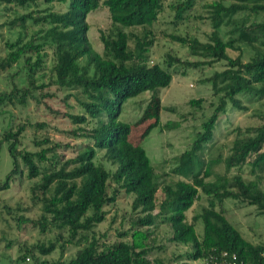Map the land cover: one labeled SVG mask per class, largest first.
Segmentation results:
<instances>
[{
    "label": "trees",
    "instance_id": "16d2710c",
    "mask_svg": "<svg viewBox=\"0 0 264 264\" xmlns=\"http://www.w3.org/2000/svg\"><path fill=\"white\" fill-rule=\"evenodd\" d=\"M35 1L0 0V3L24 6ZM40 1L43 4H68L63 13L43 11L36 17L28 13L12 21L22 30L26 20L44 29H39L28 41H23L25 35L20 30L15 41L5 43L8 52L0 59V72L23 59L24 81L31 86L35 72L45 69L48 56L43 50L45 47L51 55L50 84L63 90L79 89L86 99L80 103L82 113L69 115V120L74 125L90 122L96 125L88 131L79 127L71 131L72 137H85L92 143L83 145L72 158L61 162L54 153L59 145L35 153H20L18 136L24 126L18 125L15 131H6L0 137V146L6 143L13 164L0 190L8 188V182L17 173L19 161L26 179H38L30 187L29 201L31 207L38 206L39 215L34 220L23 221L30 223L40 234L55 232L54 239L45 246L37 245L38 252L47 255L57 249L61 257L66 245L78 246L77 243L84 240V246L72 258L52 264H162L157 258L148 259V254L156 249L153 240L148 238V229L160 223L171 232L168 242L188 246L187 263L227 252L236 256L237 264H264V243L245 241L218 208L223 201H238L255 207L258 214L264 216V192L260 188L263 180L260 173L264 170V121L259 126L245 129L243 134L235 130L225 158L216 153V157L206 164L197 158L211 140L218 115L225 112L227 105L237 111H246L239 96L246 97L248 102L264 97V0H211L205 6L212 29L207 42L167 36L170 42L186 47L191 56L205 61L188 62L166 53L163 63L167 70L147 64L148 50L153 43L148 28L158 21L164 7L172 14V24L181 21L195 0H176L165 6L164 0H102L112 29L108 34L99 33L101 53L92 50L86 38L88 26L85 22L87 13L95 10L100 0ZM227 1L229 3L225 5ZM229 26V36L223 41L219 30ZM126 28H139L141 32L139 35L126 33L123 31ZM239 45L254 51L246 62L241 61ZM229 52L237 54L231 56ZM81 59H84V65L79 64ZM216 62L224 64L223 70L213 72L204 80L215 99L214 105H209L211 113L201 122L189 148L174 158L175 167L170 173L182 180L164 184L140 143H134L132 135L141 132L139 141L142 142L150 130L157 127L161 110L159 94L169 86L172 75H183L187 69ZM142 93L149 94L144 114L146 120L152 121L138 131L127 123H116L123 103ZM29 96L27 88L12 89L9 94H0V105H21ZM201 103V99H195L188 105L198 109ZM99 118L105 121L101 122ZM78 131L86 133L77 135ZM45 142L34 144L38 146ZM46 153H51L49 159L45 157ZM98 153L102 154L99 159ZM44 161L49 162V166L40 169L38 165ZM218 164L223 165V173L213 174L212 168ZM244 165L250 168L253 179L242 177ZM231 169L238 173L228 177ZM209 177L212 179L207 181ZM158 192L162 194L160 200H157ZM119 193L132 197L128 231L118 234L120 238L129 234L130 241L98 245L92 238L87 242L84 234L86 236L104 220V209L115 202ZM202 196L206 205L187 222L185 213ZM198 221L202 226L200 238L194 232ZM64 232L67 234L65 240L62 238ZM79 234L81 236L77 238ZM26 254L20 260L24 261Z\"/></svg>",
    "mask_w": 264,
    "mask_h": 264
},
{
    "label": "rangeland",
    "instance_id": "374dc122",
    "mask_svg": "<svg viewBox=\"0 0 264 264\" xmlns=\"http://www.w3.org/2000/svg\"><path fill=\"white\" fill-rule=\"evenodd\" d=\"M101 1L95 10L85 16L88 26L86 38L96 53H101L99 33L108 34L112 29L108 13L101 5ZM175 1L164 0V6ZM210 1L195 0L191 9L184 14L183 19L175 21V24H172L173 17L169 9L164 7L158 21L148 28L153 36V43L147 55L148 65L155 64L167 70L163 63L166 53L188 62L205 61L203 58L191 56L186 47L170 42L167 36L177 35L195 38L200 43L207 42L212 29L208 20V9L205 6ZM228 3L229 1L224 4L228 5ZM67 4L68 2L43 4L40 0L24 6H18L15 3H0V59L8 52L5 43L15 41L17 33L22 30L18 28L17 23L13 25L12 21L28 13H31L32 17H36L43 11L63 13L67 9ZM39 15L41 16L42 13ZM235 18L238 19L239 16ZM23 25L22 32L25 35L23 41L30 40L39 29H44L41 26L31 25L29 20H26ZM228 29L231 27H221L219 30L223 41L229 36ZM123 31L139 35L141 29L126 28ZM128 45L129 48L132 47L131 42ZM239 48L242 62H246L254 54V51L248 47L239 45ZM43 50L48 55L45 59V69L35 72L31 86H28L24 81L26 69H24L23 59L0 72V94H9L12 89L21 91L27 88L30 90V96L25 99L23 104L4 103L0 105V137L6 131H15L18 125L24 126V130L18 136L17 150L20 153H35L40 149L59 145L54 153L59 156L61 162L72 158L74 152L80 150L83 145L92 143L85 137H72L71 131L77 127L88 131L96 124L90 122L87 125H74L69 120V115L82 113L80 103L86 100L85 96L79 89L63 90L50 84L48 68L51 64V55L45 47ZM229 54L232 56L237 53L229 52ZM79 64L84 65V59H81ZM223 67L222 62H216L207 66H199L196 69H187L183 75H172L169 86L162 89L159 94L161 110L157 127L151 129L142 142L139 141L141 132L132 135L134 143H140L150 164L154 167L155 172L162 177L161 182L163 181L164 184L182 180L180 176L170 173L172 167H175L174 158L189 148L193 135L198 132L201 122L211 113L209 105H214L215 99L212 98L209 85L204 80L209 78L213 72L223 70ZM41 84L43 86L38 88ZM17 93H14L15 96ZM148 99L149 94L142 93L125 101L121 106L116 123H127L136 131L140 130L141 126L150 123L152 120H146L144 114ZM195 99L202 100L198 109L188 105L190 100ZM239 99L242 105L247 107V110L237 111L227 105L225 112L218 115L211 140L205 144V149L200 156H197L205 164L209 159L215 158L216 153H219L221 158H225L231 141L236 135L235 130H239V134H243L245 129L259 126L264 121V97L251 102L246 101L247 98L244 96H239ZM142 120V124L139 123ZM99 121L104 122L105 120L99 118ZM84 133L86 132L78 131L77 135ZM43 140L46 142L41 145L34 144V142ZM64 145L67 146L64 147ZM50 155L51 153H46L45 157L49 159ZM101 155L98 153L97 158L99 159ZM48 164L49 162L44 161L38 166L42 169L48 167ZM12 168L13 164L7 153V145L2 143L0 146V185L4 183L5 177ZM249 169L245 165L241 168V175L244 179H253V176L249 174ZM223 170V165L218 164L212 168V173L222 174ZM16 172L8 182V188L0 190V264H52L56 261L69 260L78 249L84 246L85 241L81 240L77 243L78 246L66 245L61 257H59L57 249L47 255H41L36 248L37 245L45 246L48 241L54 239L55 232L46 231L44 234H40L30 223L23 221V219L34 220L39 215L38 206L31 207L29 201L30 187L38 182V179H26L24 167L20 161L17 163ZM236 173H238L236 169H231L227 176L231 177ZM260 175L263 177L260 188L264 192V170ZM211 179L212 177H209L207 181ZM160 193L158 192L157 200L161 198L162 194ZM131 199L130 195L119 193L115 202L104 209L106 213L104 220L93 227L86 236L84 234L86 241L89 242L94 238L98 245L111 244L115 241L129 242V234L122 238L118 237V234L128 231ZM205 205L203 196L195 201L185 213L186 221L190 222L191 217ZM218 208L228 223L239 232L245 241L251 244L264 243V216L259 215L255 207L238 201L226 200ZM194 232L196 237H201L202 226L199 221L194 225ZM148 234L149 240H153L154 247H156L148 254L149 260L157 258L162 264L187 263L185 254L189 251L188 246L168 242L171 232L166 225L156 223L148 229ZM80 236L79 234L77 238ZM66 237L67 234L62 233L63 240ZM24 251H28V253L26 254ZM25 254L24 261L20 260Z\"/></svg>",
    "mask_w": 264,
    "mask_h": 264
},
{
    "label": "built area",
    "instance_id": "2783aa9c",
    "mask_svg": "<svg viewBox=\"0 0 264 264\" xmlns=\"http://www.w3.org/2000/svg\"><path fill=\"white\" fill-rule=\"evenodd\" d=\"M195 263L196 264H237V260L234 254H228L227 252H221L217 256H210L207 259H203Z\"/></svg>",
    "mask_w": 264,
    "mask_h": 264
}]
</instances>
